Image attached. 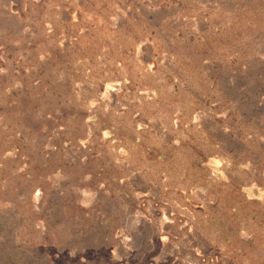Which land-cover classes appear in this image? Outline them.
<instances>
[{"label": "rangeland", "instance_id": "1", "mask_svg": "<svg viewBox=\"0 0 264 264\" xmlns=\"http://www.w3.org/2000/svg\"><path fill=\"white\" fill-rule=\"evenodd\" d=\"M0 264H264V0H0Z\"/></svg>", "mask_w": 264, "mask_h": 264}]
</instances>
